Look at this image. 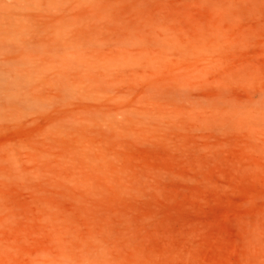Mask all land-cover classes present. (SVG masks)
Here are the masks:
<instances>
[{"label": "rangeland", "instance_id": "374dc122", "mask_svg": "<svg viewBox=\"0 0 264 264\" xmlns=\"http://www.w3.org/2000/svg\"><path fill=\"white\" fill-rule=\"evenodd\" d=\"M22 3L0 264H264V0Z\"/></svg>", "mask_w": 264, "mask_h": 264}, {"label": "bare ground", "instance_id": "6f19581e", "mask_svg": "<svg viewBox=\"0 0 264 264\" xmlns=\"http://www.w3.org/2000/svg\"><path fill=\"white\" fill-rule=\"evenodd\" d=\"M23 0H14L13 2H15L14 4H9V5H4L5 8H3L1 11H0V29H6V33L8 35H12L13 33V30H15L18 34L17 37H11V38H8L9 40L11 41H14L15 44H20L23 42V34L21 32V28H19V24H18V20L17 18H14V12H15V9L18 7H23V3H22ZM18 29H19V32H18ZM22 58L25 60L26 63H21V65H18V67L16 68V71L15 73L16 76L18 77H22L24 79H27L28 77H30V75L32 74L29 69L33 66V64H35V61L32 60V56L30 57V55H21ZM8 66H12V67H15L14 64H7ZM40 65L43 66V63ZM0 73L2 74H6L9 76L10 74V69H3L0 67ZM65 85L66 86H71V82H68V80L65 82ZM20 93V92H19ZM8 96V95H7Z\"/></svg>", "mask_w": 264, "mask_h": 264}]
</instances>
